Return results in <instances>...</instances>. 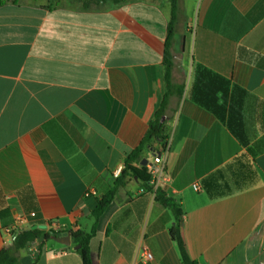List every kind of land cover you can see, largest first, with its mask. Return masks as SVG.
<instances>
[{"label":"crops","instance_id":"0c3cea01","mask_svg":"<svg viewBox=\"0 0 264 264\" xmlns=\"http://www.w3.org/2000/svg\"><path fill=\"white\" fill-rule=\"evenodd\" d=\"M78 4L0 6V251L18 220L23 230L47 232L55 222L60 233L90 232L98 200L122 180L91 241L93 264H183L170 235L173 212L124 173L165 93L169 0ZM172 53L173 82L185 91L166 109L162 190L181 206L189 256L198 264H264V153L253 186L217 200L194 190L245 149L189 98L202 64L264 101V0H178ZM65 246L49 239L34 257L30 246L12 256L15 264H83L72 242L69 254L51 255Z\"/></svg>","mask_w":264,"mask_h":264},{"label":"trees","instance_id":"16d2710c","mask_svg":"<svg viewBox=\"0 0 264 264\" xmlns=\"http://www.w3.org/2000/svg\"><path fill=\"white\" fill-rule=\"evenodd\" d=\"M48 1L49 7L53 9L61 7L64 2V0ZM69 1L78 2L85 10H88L100 4L118 6L127 0ZM5 2L6 0H0V6L4 5ZM169 4L171 15L164 52L165 93L158 110L149 121V129L146 135L140 145L128 155L124 168V173L131 172L134 174L142 182V186L148 190L152 189L151 176L147 172V167L141 165V162L147 151L156 155L167 150L170 134L166 128V109L171 96L177 95L181 98L185 91V84H175L172 79L174 69L172 46L176 32L178 0H169ZM189 98L223 123L238 142L240 149H245L235 159L202 180V188L209 199L217 200L228 197L257 183L260 176L255 168V158L264 153V101L202 64H195L194 66ZM134 165H139L140 168ZM120 183L122 184V180H119V183L116 182V186ZM116 186L101 200H98L92 213L94 223L91 231L70 232L73 246L80 255L83 264H93L91 241L97 233L100 217L115 196ZM155 193L157 200L168 207L175 216L176 223L170 228V235L177 245L182 263L198 264L189 256L181 234V206L169 198L162 189ZM56 234L58 233L54 231L46 232L33 227L20 231L14 244L0 251V264L17 263L18 260L12 256L13 250L27 248L35 241H40L42 244L43 241L52 239Z\"/></svg>","mask_w":264,"mask_h":264},{"label":"built area","instance_id":"2783aa9c","mask_svg":"<svg viewBox=\"0 0 264 264\" xmlns=\"http://www.w3.org/2000/svg\"><path fill=\"white\" fill-rule=\"evenodd\" d=\"M168 151H169V143H168L167 150L164 153L153 155L152 161H149L148 164L146 165L147 172L151 176L150 184H151L154 192H156L159 189H162L163 182L166 180L167 166H166L165 158L168 154ZM121 171H122V169L120 168L115 172L114 175L116 178L120 175ZM193 188L196 191L203 190L202 186L199 183L193 184ZM95 194H96V192H94V191H90L87 193L88 196L95 195ZM33 216H35V214H32V217ZM23 222H24V220H18L14 229L9 231L10 238L6 242V247H10L14 244V242L16 241L18 233L23 230L22 229ZM46 227L49 229L48 231H54L57 233L63 229L61 225H59L55 222H50L49 224H47ZM40 244H41L40 241H35L30 245L29 252H30L31 256L34 257L38 254ZM71 251H72V248L70 246H65L61 249L52 250L51 255L63 256V255L69 254ZM145 259L151 260L152 254L147 251L145 253Z\"/></svg>","mask_w":264,"mask_h":264},{"label":"water","instance_id":"95a60500","mask_svg":"<svg viewBox=\"0 0 264 264\" xmlns=\"http://www.w3.org/2000/svg\"><path fill=\"white\" fill-rule=\"evenodd\" d=\"M148 159H143L142 161V165L146 166L148 164ZM38 227H43L45 228V226H34V229H37ZM53 240H55L56 242L66 245V246H70L71 242H72V237H71V233L70 232H64V233H58L56 235H54L52 237ZM76 250V249H75Z\"/></svg>","mask_w":264,"mask_h":264},{"label":"rangeland","instance_id":"374dc122","mask_svg":"<svg viewBox=\"0 0 264 264\" xmlns=\"http://www.w3.org/2000/svg\"><path fill=\"white\" fill-rule=\"evenodd\" d=\"M78 5H80V4H78ZM81 6V5H80Z\"/></svg>","mask_w":264,"mask_h":264}]
</instances>
